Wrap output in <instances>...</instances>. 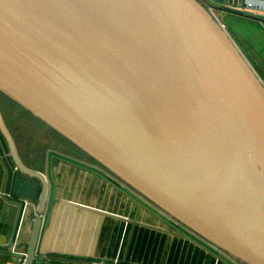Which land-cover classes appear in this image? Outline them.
Masks as SVG:
<instances>
[{"label": "water", "instance_id": "water-1", "mask_svg": "<svg viewBox=\"0 0 264 264\" xmlns=\"http://www.w3.org/2000/svg\"><path fill=\"white\" fill-rule=\"evenodd\" d=\"M202 1L264 23L242 0ZM0 93L181 226L264 264V84L199 0H0ZM0 129L15 156L1 115ZM21 179L13 195L34 200ZM8 202L11 247L23 205Z\"/></svg>", "mask_w": 264, "mask_h": 264}, {"label": "crops", "instance_id": "crops-1", "mask_svg": "<svg viewBox=\"0 0 264 264\" xmlns=\"http://www.w3.org/2000/svg\"><path fill=\"white\" fill-rule=\"evenodd\" d=\"M256 1L264 4V0ZM254 13L264 15L263 10ZM249 20L264 29V23ZM235 41L264 81V62L259 54L248 42L240 43L243 50L236 38ZM0 100L4 99L0 96ZM20 108L21 112H29ZM18 110H7L0 104V115L15 152L13 156L0 129V264L7 260L15 263L14 254L27 253L25 242L31 236V218L37 216L39 208L41 222L31 264L38 260L45 264H89L98 260L114 264H234L191 232L170 223L167 215L137 196L94 159L58 144L51 146L45 130L35 120L49 126L34 115V120L29 119L24 111L21 116ZM18 174L25 177L21 183L33 189L34 200L22 207L13 246L8 247L13 220L8 200L25 197L13 195L8 199L3 193L13 194Z\"/></svg>", "mask_w": 264, "mask_h": 264}, {"label": "rangeland", "instance_id": "rangeland-1", "mask_svg": "<svg viewBox=\"0 0 264 264\" xmlns=\"http://www.w3.org/2000/svg\"><path fill=\"white\" fill-rule=\"evenodd\" d=\"M219 15H220L219 16L220 17V21L223 22L224 26L226 27L227 32L236 38V40L238 41V43L241 46V48L244 50V48L240 44L241 42H243V41L248 42L249 45L254 49V51L257 52V54H259V56L258 55L257 56L260 59H262L263 62H264V29L262 27H260L257 23L249 20V18H245V16H241V15L235 13V12H232V11H226V13H219ZM234 37H231V39L233 40V42L235 44H237ZM260 80L264 84V81L262 79H260ZM1 97L4 100H2L3 102L0 100V104L3 106L4 109H7L8 110V107H9V108L17 109L18 110V108H20V106H18L13 101H11V100L3 97V96H1ZM22 110H23V108H22ZM18 111L20 112L21 116L24 115V114H22V112L24 110L22 112L20 110H18ZM24 112L27 114V116L29 117V119H32V120L35 119L34 117H32L31 114H29L30 112H26V111H24ZM22 118L24 119V117H22ZM35 121H36V123H38V126L39 127L43 128L45 130V133H46V136L45 137H46V139H47L48 142L52 143L51 146H57L56 144H58V145H61V147H64V148L66 147V148H68V149H70L72 151L79 152L78 153L79 156L86 157L85 154H83L79 150H77L74 147H72L71 145H69L68 142H66L59 135L55 134L49 128H47L46 126H44V124H42L39 120H35ZM117 180L120 181L119 179H117ZM120 182H122V181H120ZM123 185H125V184L123 183ZM136 193L137 192H135V194ZM139 195L140 194H138L137 196H139ZM141 198H143V197L141 196ZM165 216H166V214H165ZM167 218H168L169 222L170 223L172 222L174 225H176V227L181 226L179 223H177V221H175L171 217H167ZM180 229L183 230V231H185V232H187V231L188 232H191V231H189V229L185 228L184 226H181ZM191 235L193 237H197L193 233H191ZM197 238L199 240L203 241L200 237H197ZM213 250L217 254H219V255H221V256L224 257L223 253H221L220 251H218L216 249H213ZM235 260L238 263L246 264V263L242 262L241 260H239L236 257H235Z\"/></svg>", "mask_w": 264, "mask_h": 264}, {"label": "built area", "instance_id": "built-area-1", "mask_svg": "<svg viewBox=\"0 0 264 264\" xmlns=\"http://www.w3.org/2000/svg\"><path fill=\"white\" fill-rule=\"evenodd\" d=\"M204 7L209 11L211 16L218 22V24L223 29H225L224 24L220 21V17H219L218 12H217L218 9H216V8H214V7H212V6L208 5V4H205ZM243 8L246 9V10L252 11V12H256L257 10L258 11L259 10H263L264 11V4L260 3L259 1H256V0H245ZM253 10H256V11H253ZM14 169H16V167ZM115 179H117V178H115ZM3 196H5L8 199L13 198V194H11L10 192L3 193ZM17 201L20 202L23 205L24 208L31 204L29 200H27L25 198H21V197H19L17 199ZM40 217H41V215H40ZM31 221H34V218H31ZM191 233H193V232H191ZM194 235H196V234H194ZM197 237H199V236H197ZM202 240L205 243H207V245L210 246L211 248L216 249V250L220 251L221 253H223V255L226 256V258L229 259L230 261H232L234 264H241V263L236 262L235 257H232L231 255H229L228 253H226L223 250L219 249L218 247H216L215 245H213L210 242L206 241L205 239H202ZM14 257L16 258V262L15 263L13 261H11V260H7L6 264H24L25 263V258H26V253L25 252H19V253L14 254ZM89 264H114V263H109V262H106V261L98 260V261H92Z\"/></svg>", "mask_w": 264, "mask_h": 264}, {"label": "trees", "instance_id": "trees-1", "mask_svg": "<svg viewBox=\"0 0 264 264\" xmlns=\"http://www.w3.org/2000/svg\"><path fill=\"white\" fill-rule=\"evenodd\" d=\"M0 95L1 96H3V97H5L4 95H2L1 93H0ZM5 98H7V97H5ZM8 99V98H7ZM31 114V113H30ZM32 115V114H31ZM52 132H54L55 134H57L56 133V131H54L52 128H50V127H48ZM58 135V134H57ZM69 144V143H68ZM70 145V144H69ZM73 147V146H72ZM75 149H77V150H79L78 148H76V147H74ZM80 152H82L81 150H80ZM83 153V152H82ZM83 154H85V153H83ZM85 156L87 157V158H89V159H92L91 157H89L88 155H86L85 154Z\"/></svg>", "mask_w": 264, "mask_h": 264}, {"label": "flooded vegetation", "instance_id": "flooded-vegetation-1", "mask_svg": "<svg viewBox=\"0 0 264 264\" xmlns=\"http://www.w3.org/2000/svg\"><path fill=\"white\" fill-rule=\"evenodd\" d=\"M199 1L201 2V4H202L203 6H205V4H207V3H205V2L202 1V0H199ZM171 229L174 230V228H172V227H171ZM174 231H175V230H174Z\"/></svg>", "mask_w": 264, "mask_h": 264}]
</instances>
